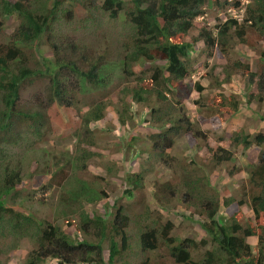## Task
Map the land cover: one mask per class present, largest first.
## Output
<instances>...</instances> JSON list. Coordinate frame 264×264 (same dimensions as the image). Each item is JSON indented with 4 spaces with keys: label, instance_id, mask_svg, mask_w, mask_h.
I'll list each match as a JSON object with an SVG mask.
<instances>
[{
    "label": "trees",
    "instance_id": "trees-1",
    "mask_svg": "<svg viewBox=\"0 0 264 264\" xmlns=\"http://www.w3.org/2000/svg\"><path fill=\"white\" fill-rule=\"evenodd\" d=\"M62 1L0 0V28L10 16L19 20L7 41L0 42V158L3 159L0 162V264H6L2 253L18 249L23 241L32 245L23 264L129 263L122 259L135 251L134 238L129 231V210L119 203L120 199L107 204L104 213L87 207V204L96 206L107 198L104 186L107 177L91 176L89 165L96 157H103L94 150L98 145L96 129L99 121L109 123L112 119L106 109L113 102H107L103 97L89 101L78 91L80 87L97 89L108 85L114 79L116 69L124 76L117 102L113 105L118 113L119 125H147L145 128L152 130L142 141L139 140L140 146L135 143L138 141L136 136L128 141L119 136L123 141L118 147L125 159L129 158V154L138 157L148 154L141 164L142 170L125 176V197L133 198L136 189L143 185L144 173L149 170L147 166L151 162L153 169L157 162L169 165L170 161L177 160L171 149L176 143L175 136L185 133L190 154L186 163L182 164L181 178L176 185L169 181L158 182V188L162 193L167 191L171 197L183 191L184 203L193 212L197 208L205 215L200 224L208 235L202 239L176 236L173 234V220L163 221L160 213L152 219L153 222H147L149 206H146L144 214L148 216L145 214L142 219L146 223L137 231L136 237L139 251L147 253L141 264H152L150 253L159 249L161 244L169 248L171 258L178 264H264V149L254 162L246 165L233 162L238 159L237 155L224 146L212 149L209 160L198 159L197 150L201 146L200 141H207L209 136L200 122L212 117L211 124L218 129L224 122L231 123L238 118L247 104L255 100L264 102V71H253L249 63L228 58L219 73L215 68L214 72L203 73L205 78L214 82L212 87L215 90L223 89L235 75L248 77L249 88L241 91L240 95L217 90L214 102L220 105L224 117L216 105L215 108L209 107L210 113L206 117H199L196 121L183 105L193 89L186 86V79L198 73L194 52L200 41L210 55L219 50L225 57L236 45L245 44L254 48L259 60L264 62V0H248L243 6L240 0H235V8H244L243 17L232 16L223 22L217 17L219 23L212 28L203 27L194 35L195 21L206 14L208 0H77L88 8L99 6L112 18L126 14L130 30L116 54L120 63H110V50L99 52L73 40L65 47L54 44L55 60L43 59L41 64L44 68L37 61L38 68H32L29 61L35 57L37 43L51 29ZM226 3L230 4L229 1ZM254 34L257 35V42ZM158 60H163L165 64L144 68L138 74L134 69L143 61ZM205 66H208L207 62ZM37 78L50 80L49 103H56L68 112L72 109V122L76 107L79 114L77 125L72 124V135L75 137L72 151L59 155L46 151V157L36 160L35 173L50 176V181L39 190H26L28 197L19 202L24 200L25 203L27 199L36 201L32 203L36 205L29 208L33 213H27V210H16L13 205L14 199L20 197L17 192L26 174L18 163L6 160V156L10 153L11 144L17 142L11 140L16 117L32 118L35 123L40 122L41 127V122L47 119L40 110L27 112L20 108L23 83ZM205 88L196 82L194 90L203 93ZM201 103L200 99L195 100L196 105L206 106V103ZM136 105L149 106L151 118L148 119L146 113L138 115ZM108 125L110 131H115L114 125ZM31 127L41 135L40 127L36 124ZM232 140L236 146L248 150L253 145L264 144V132L253 133L241 127L233 133ZM231 162L233 166L229 167ZM111 163L104 162L103 166L109 175H115L118 170L115 171ZM227 169L231 176L246 171L250 188L247 199L221 198L219 189L212 183V176L220 177V171ZM31 174L33 176L34 173ZM154 196L161 209H168L169 201L157 193ZM53 197L58 198L57 216L66 219L67 225H74L78 232L84 234L83 238L73 237L57 221L53 222L48 217L50 214L41 213L39 205L46 206ZM245 203L254 217L240 222V206ZM221 204L230 210V206L237 205L230 216L221 212ZM252 237L258 240L255 248L248 241ZM201 247L205 250L199 256ZM106 248L109 250L108 262Z\"/></svg>",
    "mask_w": 264,
    "mask_h": 264
},
{
    "label": "rangeland",
    "instance_id": "rangeland-1",
    "mask_svg": "<svg viewBox=\"0 0 264 264\" xmlns=\"http://www.w3.org/2000/svg\"><path fill=\"white\" fill-rule=\"evenodd\" d=\"M226 1H229L230 4H225ZM234 1L235 0H208L205 7L206 14L195 21L196 29L193 35L197 34L198 30L203 27L212 28L215 24L219 23L220 20L223 22L232 16L238 18L241 16L243 17L244 8H235ZM240 1L242 6L244 3L248 2V0ZM217 17H219L220 20L217 19ZM126 22L125 13L119 14L117 18H112L109 12H104L99 6L96 8H88L77 0H63L57 10V17L51 29L39 39L37 43L38 47L34 50L35 57H31L29 65L32 68H38L37 61L38 63L40 62L41 67V61H43V59L55 60L57 55L53 49L54 44H57L59 47L64 45L65 47L66 43L73 40L79 42L81 46L84 45L87 48H92L99 52L110 50L112 53L110 63L119 64V57H117L116 54L120 46L128 38L130 30ZM18 23L19 20L16 16H10L5 19L0 28V42L4 43L7 41L8 36L14 31ZM256 37L257 35L254 34V40L257 42ZM194 56L196 60L195 68H197L198 73L191 77V79H186V86L188 88L191 86L193 89L190 96L187 95L189 99L183 102V105L188 108L189 115L194 117L196 121L199 117H206L207 113H210L208 111L209 107L213 106L215 108L217 105L216 108L219 107L220 109V105L214 102V98L217 96L218 91L221 92V90H223L225 93L234 92L236 95H240L241 91L249 88L248 77L238 74L237 76L235 75L232 82L224 86L223 89H217V91L212 87V83L214 82L209 78H205L203 73L212 72L213 68L219 73L222 70V66L227 63L228 58H232V60L241 59L249 63L253 71H264V62L259 60V54L254 48L245 44L236 45L235 48L229 51V56L225 57L219 50L210 55L204 47V44L200 41L196 46ZM198 57L201 59H197ZM206 62L208 66H205ZM163 64H165L163 60L155 62L143 61L136 64L134 69L138 74L140 71L144 70V68L149 69L153 65ZM42 68L44 67L42 66ZM123 80L124 76H121L119 70L116 69L114 79L108 85L98 87L97 89L90 87L82 89L80 87V90H78L79 95H84L89 101L101 99V97H103L107 102H113V104L106 109L108 116L112 119H110L109 123L108 121H99L96 129L98 145L94 150L103 154V157H96L89 165L91 176L97 175L103 178L104 176L107 177L104 181V186L107 190V198L101 200L96 206L87 204V207L89 210H98L100 213H104L107 204H112L114 200L120 199L119 203L123 204L131 214L129 231L134 238L132 241L135 244V251H131L128 255L123 256L122 259L124 262L128 260V264H141L142 258L146 257L147 253L139 251L136 237L137 231L141 230L146 223V221L142 220L143 216L146 214H144V212H146V206H149V216L146 214L149 218L147 222H153L152 219L156 218L158 213H160V215L162 214L163 216V221L167 219L173 220L175 224L173 234L176 236L202 239L208 235L200 224V221L205 219V215L201 214L197 208H195L193 212V209L184 203L182 200L183 191H178L175 196L171 197L167 191L162 193L158 188V182L161 184L169 181L173 185H176L181 178L180 170L182 164L186 163V159L190 154V151H188L190 144L185 133L175 136L176 143L174 148L171 149V153L177 160L170 161L169 165L164 162H157L153 169V162H151L150 165L147 166L149 170L144 173L146 177L143 180V185L136 189L133 198L125 197V176L130 172L142 170L143 167L141 164L146 161L148 154H143L141 157L129 154V158L125 159L123 151L119 150L118 147L123 141L119 139V136H122V138L127 141L128 139L130 140L132 136H136L138 141H135V143L137 146H140V141L148 136L152 130L145 128L147 125H138L135 127H132V125H119L117 119L118 113L113 105L117 102L118 92L122 87ZM196 82H200L206 87L203 93L194 90ZM49 85V78H37L34 80H27L23 83L20 108L27 112L40 110L43 115L45 113L47 119L41 122V127L39 125L40 122L35 123L32 118L16 117V125L13 127L11 140H17V142L14 143L15 145L11 144L12 148L10 149V153L6 156V160L18 163L23 168L24 175L26 174L17 192V195L20 197L14 199L13 205L16 210L22 212L27 210V213L32 212L29 208L30 206L36 205L32 204L36 201L32 202L27 199L25 203L24 200L19 202L21 199L28 197L27 193H25L26 190H33V188L39 190L43 184L49 183L50 181V176H38V173H35V169H37L36 160L46 157L47 152H56V154L59 155L61 153L66 154L68 150L72 151L75 140V137L72 135V124L77 125L78 123L77 114H79V108L76 107L75 110H73L75 120L72 122V109L68 112L62 106H57L56 103H49ZM197 99L202 101L201 104L206 103V106L201 107L199 104L196 105L195 100ZM127 100H129V97ZM198 106L201 108L198 109ZM135 107L139 109L138 115L140 113H146L147 118H151V115H149V106L144 105L138 107L136 105ZM220 111L222 112L221 116L224 117L225 114L222 109H220ZM261 117H264V102L260 103L255 100L252 104H247V106L242 109L240 116L236 118L235 121L231 123L224 122L218 129H215L211 124L212 117L206 118V120L200 122V124L202 123L201 126L206 128V131L209 132V136L207 141H200L201 146L197 149L198 159L209 160L212 155V149H216L218 146H224L234 151L237 155L238 159L233 162L237 161L236 163L240 165L254 162L264 149V144L262 146L253 145L252 148L244 150L234 144L232 135L241 127H245L253 133L257 131L264 132V119ZM70 121V126H67V123ZM34 124L40 127L41 135L35 132L36 128L31 127ZM108 124L114 125L115 131H110ZM29 143L34 144L28 146ZM9 146L10 145H8V147ZM1 161H3L2 158H0V162ZM104 162H112L111 164L114 170H118L117 174L109 175L103 166ZM228 165L232 167L233 163L231 162ZM32 172L34 173L33 176H31ZM229 172L230 170L227 169L225 172L220 171V177L216 175L212 176V183L219 189L221 198L224 196L226 198L231 196L237 200L241 198L244 200L247 199L248 196L246 195H248L250 188L247 184L246 171L239 172L234 176H231ZM39 193L38 191V194ZM155 193L159 194L162 199L169 201L167 204L168 209L160 208L155 199ZM54 197L51 198L46 206L39 205L41 213L44 214L46 212L50 214L51 216L48 217L53 222L57 221L63 229L73 237L83 238L84 234L78 232L74 225H67L66 219H63L62 216H57L58 198ZM221 205V212L231 216L237 204L230 206L232 210L227 208L226 205ZM240 210L241 212L238 214L240 222H246L249 217H254L253 211L247 203L240 206ZM248 241L254 244V248L258 242L256 237L249 238ZM31 247L32 245L30 242L23 241L20 243L18 249L9 253H2V258L5 260L6 264H23ZM201 249L198 254L199 256H202L205 250L203 247H201ZM150 255L153 257L151 261L152 264L158 262H163L164 264H178L171 258L169 248L164 244H161L159 249L153 251ZM105 256L108 262L109 250L107 248ZM50 264H54V262H50Z\"/></svg>",
    "mask_w": 264,
    "mask_h": 264
},
{
    "label": "crops",
    "instance_id": "crops-1",
    "mask_svg": "<svg viewBox=\"0 0 264 264\" xmlns=\"http://www.w3.org/2000/svg\"><path fill=\"white\" fill-rule=\"evenodd\" d=\"M235 121V120H234ZM206 130V128H204Z\"/></svg>",
    "mask_w": 264,
    "mask_h": 264
},
{
    "label": "clouds",
    "instance_id": "clouds-1",
    "mask_svg": "<svg viewBox=\"0 0 264 264\" xmlns=\"http://www.w3.org/2000/svg\"><path fill=\"white\" fill-rule=\"evenodd\" d=\"M249 81V80H248Z\"/></svg>",
    "mask_w": 264,
    "mask_h": 264
}]
</instances>
